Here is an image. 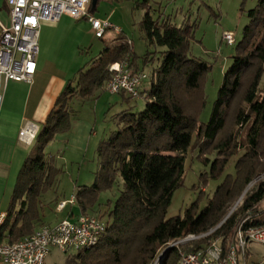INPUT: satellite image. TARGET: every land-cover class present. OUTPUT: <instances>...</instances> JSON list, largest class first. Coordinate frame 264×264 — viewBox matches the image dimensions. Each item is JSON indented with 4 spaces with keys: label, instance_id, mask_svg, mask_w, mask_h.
I'll return each instance as SVG.
<instances>
[{
    "label": "trees",
    "instance_id": "1",
    "mask_svg": "<svg viewBox=\"0 0 264 264\" xmlns=\"http://www.w3.org/2000/svg\"><path fill=\"white\" fill-rule=\"evenodd\" d=\"M149 2L144 0L143 4ZM5 7L9 12L6 2ZM96 9L97 5L91 3L88 11ZM249 15L254 20L264 15V0H258ZM197 26L178 25L170 16L155 18L151 10L146 12L141 29L150 45L164 48L161 62L148 76L149 88L142 91L147 96L145 107L119 113V127L99 142L95 182L79 186L75 203L81 213L95 214L92 212L102 205V191L117 187L116 197L104 204L107 230L98 245L77 251L68 264H154L173 242L206 233L219 224L213 234L191 241L185 250L198 251L218 237L227 249L242 219L251 216L250 225L264 222V180L227 218L225 210L264 173V18L254 33L247 26L225 71L208 123L201 122L199 116L206 103L204 86L211 64L190 56ZM121 33L119 43L107 46L67 82L39 127L34 149L19 171L6 220L0 227V242L13 243L49 224L44 219L42 198L57 184L63 170L45 149L58 134L70 131L75 114L73 100L97 99L112 79L110 66L115 62L128 58L133 73L145 72L131 42ZM150 54L145 56V64L153 61ZM192 146L200 148V159L205 162L209 161L208 152L215 155L211 173H203L201 182L220 177L231 158L240 155L236 175L227 176L204 209L194 202L184 214L167 217L174 193L184 183L186 156ZM53 202L57 208L61 200ZM67 214L75 217L72 206ZM180 252L173 246L162 256V264H180Z\"/></svg>",
    "mask_w": 264,
    "mask_h": 264
},
{
    "label": "rangeland",
    "instance_id": "2",
    "mask_svg": "<svg viewBox=\"0 0 264 264\" xmlns=\"http://www.w3.org/2000/svg\"><path fill=\"white\" fill-rule=\"evenodd\" d=\"M5 2V0H0V19L9 26L10 16ZM143 2L144 0H98L97 9L90 12V15L102 21H109L121 30L125 40L131 41L137 61L148 76L161 62V51L164 48L150 45L144 37L141 22L146 12L151 10L155 18L170 16L172 21L178 25L197 23L198 26L191 42L190 56L200 57L211 64L204 86L206 103L199 116L201 122L208 123L224 81L225 71L233 62V56L237 53V45L243 40L247 26L250 25L251 32L254 33L264 18V15H258L257 20H254V17L249 15V11L257 7L258 0H150L145 4ZM224 32H231L235 35L234 44H228L223 40ZM46 34L52 35L48 65L58 77H63L66 81L73 79L82 67L98 56L107 46L121 41L117 39L118 33L115 29H108L104 37L99 38L88 17L75 19L69 15H63L58 22H47L41 26L40 50L37 59L46 58L43 48ZM149 53L153 61L145 64L144 58ZM149 86L150 78L148 77L144 88H149ZM146 101L145 96H142L139 99H131L128 103L127 101L122 103L121 94H112L107 90L100 92L97 99L85 102L78 99L73 100L72 107L75 110L73 120H89L92 131L85 146L75 145L71 141L58 140L56 137L45 149L46 153L56 157L58 167L63 170L57 184L42 198L44 204L42 211L48 223L54 225L68 217L67 208L71 206L75 213L80 212L76 203L69 204V207L62 209L65 210L64 212L54 211L53 200L58 198L70 201L75 197L79 186H89L95 182V173L99 168L97 147L100 140L107 138L119 127V113L130 106H133L134 111L142 110ZM242 153L243 148L240 154ZM206 155L209 158L208 162L200 159V148L191 147L186 156L184 183L175 191L167 217L184 214L185 209L194 202H198L200 210L204 209L210 199L214 198L218 187L227 176L230 175L233 178L236 175V162L240 155L231 158L220 177L209 178L207 183L201 182L200 178L203 173H211L212 162L215 159L213 153L208 152ZM263 161L264 154L261 156V162ZM256 180L258 182L264 180V173L251 182ZM247 187L240 196L237 195L226 206L225 210L228 211L226 217L242 205L240 198ZM3 191L1 192L3 207H6L11 193L3 195ZM116 193L117 187L102 191L99 199L102 205L91 212L104 216L106 220L107 216L104 215L106 205L104 204L109 199H114ZM190 238V236L186 237L176 245L180 248V254L186 252V245L192 241ZM248 248L251 252L253 249V254L247 257V264H264L263 247L258 243H253ZM50 250L45 264H68L69 258L77 254L76 250L63 252L57 247H51ZM159 258L161 259H157L154 264H162V256L160 255Z\"/></svg>",
    "mask_w": 264,
    "mask_h": 264
},
{
    "label": "built area",
    "instance_id": "3",
    "mask_svg": "<svg viewBox=\"0 0 264 264\" xmlns=\"http://www.w3.org/2000/svg\"><path fill=\"white\" fill-rule=\"evenodd\" d=\"M9 8L10 25L0 19V110L3 105L4 91L10 81L31 84L37 70L39 54L40 29L44 22H58L63 15L75 19L88 17L98 37H104L108 29L121 30L109 21H102L88 11L92 0H6ZM223 40L228 44L235 43V35L223 33ZM131 42V41H130ZM112 79L106 90L112 94L126 93L132 99L143 96V86L148 74L143 71L133 73L129 59L115 62L110 66ZM147 100V96H145ZM39 127L27 125L20 131V137L31 142L35 139ZM258 180L250 182L243 197L253 190ZM76 198L62 201L58 209L67 204H75ZM7 217V212H0V227ZM252 217L242 219L236 229L228 248L221 244V237L210 240L204 247L194 252H183L180 264H247L249 245L258 243L264 250V222L250 225ZM200 235H190L197 240L213 234L218 227ZM107 230L103 217L81 213L75 219L65 218L56 224H46L33 234L13 243L0 242V264H45L51 247L63 252L94 248ZM189 237V236H188ZM189 239V240H190ZM181 240L173 242L176 246Z\"/></svg>",
    "mask_w": 264,
    "mask_h": 264
},
{
    "label": "crops",
    "instance_id": "4",
    "mask_svg": "<svg viewBox=\"0 0 264 264\" xmlns=\"http://www.w3.org/2000/svg\"><path fill=\"white\" fill-rule=\"evenodd\" d=\"M51 39L52 35L46 34L44 37L43 48L46 58L37 59V70L33 82L29 84L10 81L4 91L3 105L0 110V212H7L11 200L9 197L8 205L3 207L1 192L4 190L3 195L11 193L12 196L19 171L34 149L35 139L31 142L24 141L20 137V131L27 125L36 124L40 127L45 122L55 106L57 97L68 82L65 78L58 77L48 65ZM119 94L122 95V103L130 102L126 93ZM131 107L133 106L128 108ZM91 131L92 126L89 120L74 119L70 131L60 133L56 137L58 140L85 146ZM54 211L64 212L65 210L55 208ZM80 213L81 211L76 213L73 218H66L75 219ZM251 253L253 254V249L251 252L248 248L247 257Z\"/></svg>",
    "mask_w": 264,
    "mask_h": 264
},
{
    "label": "water",
    "instance_id": "5",
    "mask_svg": "<svg viewBox=\"0 0 264 264\" xmlns=\"http://www.w3.org/2000/svg\"><path fill=\"white\" fill-rule=\"evenodd\" d=\"M97 2H98V0H92L93 7H96ZM243 195H244V194H243ZM243 195H242V197H243ZM242 197H241V198H242ZM241 198H240V199H241ZM226 218H227V217H226ZM173 246H174V245L170 244L165 250H163V252L161 253V256H165V255H167V253H169L170 249H171Z\"/></svg>",
    "mask_w": 264,
    "mask_h": 264
}]
</instances>
